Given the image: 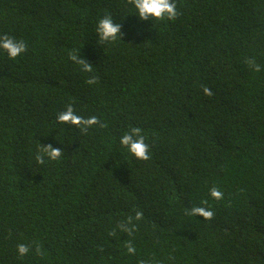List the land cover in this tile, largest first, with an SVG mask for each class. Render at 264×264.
<instances>
[{"label":"trees","instance_id":"1","mask_svg":"<svg viewBox=\"0 0 264 264\" xmlns=\"http://www.w3.org/2000/svg\"><path fill=\"white\" fill-rule=\"evenodd\" d=\"M175 2L160 21L128 0H0V35L27 45L0 49V264H264V0ZM69 105L104 127L58 122ZM132 127L148 160L120 144ZM48 144L63 153L38 164Z\"/></svg>","mask_w":264,"mask_h":264},{"label":"clouds","instance_id":"2","mask_svg":"<svg viewBox=\"0 0 264 264\" xmlns=\"http://www.w3.org/2000/svg\"><path fill=\"white\" fill-rule=\"evenodd\" d=\"M128 3L133 5L140 20H146L149 18H151V20L155 19L160 21L165 19L175 20L179 15L175 0H128ZM120 27L121 25L119 23H113L111 15H105L99 19L96 31L101 41L112 42L120 36ZM0 49H3L10 58L15 59L18 55L27 50V45L23 40H17L5 34L0 35ZM70 59L81 65L84 72H92V65L86 62L80 55L73 54ZM245 62L253 71L259 72L261 70L260 65L255 62L254 58L246 57ZM95 82L96 77H91L87 80L88 84H93ZM202 91L206 96L213 95L212 91L207 87H204ZM57 121L74 125L80 128V131L83 133H86L88 129L94 125L104 127L96 116H91L89 118L81 117L74 112L70 105L65 111H62L57 115ZM141 133V128L132 127L120 137V144L127 148V150L137 159L148 160L150 158L149 145L145 142V137ZM62 153V149L54 148L51 144H48L41 146L35 159L38 164H44L45 157L51 161L59 160ZM209 194L216 200L223 199V193L217 187H212L209 190ZM188 214L192 216L199 215L205 220H211L214 216L213 211L204 206H193ZM141 217L142 212L136 211L135 219L139 220ZM129 225L131 226L129 227ZM118 227L122 232H125L128 235H131L135 230V225L132 224V217H128L126 222L118 224ZM126 247L128 253H135V247L131 242H129ZM17 252L20 256H24L29 252V246L21 243L17 245ZM35 252L38 255H42L39 245L35 247ZM140 264H144V262L141 261Z\"/></svg>","mask_w":264,"mask_h":264}]
</instances>
